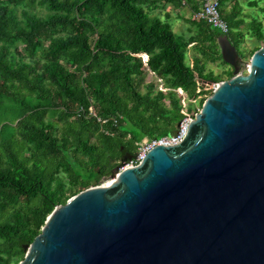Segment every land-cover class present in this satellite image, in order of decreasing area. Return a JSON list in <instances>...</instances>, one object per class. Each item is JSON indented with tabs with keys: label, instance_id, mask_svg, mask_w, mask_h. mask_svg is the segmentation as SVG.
Returning a JSON list of instances; mask_svg holds the SVG:
<instances>
[{
	"label": "trees",
	"instance_id": "1",
	"mask_svg": "<svg viewBox=\"0 0 264 264\" xmlns=\"http://www.w3.org/2000/svg\"><path fill=\"white\" fill-rule=\"evenodd\" d=\"M261 1H249L261 16L248 21L242 0H220L243 59L264 46ZM169 4L190 8V34L174 31L170 13L161 16ZM202 6L0 0V264H18L56 206L112 178L145 137L174 133L183 118L179 88L193 109V99L213 92L198 93L202 80L234 76L233 67L208 71L213 61L228 63L218 42L224 33L192 18ZM248 35L253 42L242 48Z\"/></svg>",
	"mask_w": 264,
	"mask_h": 264
},
{
	"label": "water",
	"instance_id": "2",
	"mask_svg": "<svg viewBox=\"0 0 264 264\" xmlns=\"http://www.w3.org/2000/svg\"><path fill=\"white\" fill-rule=\"evenodd\" d=\"M218 42L234 76L185 139L58 204L18 264H264V46Z\"/></svg>",
	"mask_w": 264,
	"mask_h": 264
},
{
	"label": "built area",
	"instance_id": "3",
	"mask_svg": "<svg viewBox=\"0 0 264 264\" xmlns=\"http://www.w3.org/2000/svg\"><path fill=\"white\" fill-rule=\"evenodd\" d=\"M192 18L197 21L207 20L214 27L220 29L224 34H227L230 31L229 23L222 16L220 0H203L202 8L194 11L192 13ZM143 58L144 62L147 63V56L143 55ZM202 83V86L198 89V93H203V90H214V88L217 86V83H212L211 85H207L206 82L203 81ZM179 92L183 97V118L180 121V125H178L176 131L172 134L163 135L161 137L143 139L139 143L137 152L131 159L124 161L123 165L119 167V171H122L130 166L141 164L148 152L158 145H176L185 139L190 124L200 109L197 110L198 106L196 105L193 109H189V101L184 90L179 88ZM202 96L207 95L201 94L199 95L198 99H193V101L197 102V100H199V98Z\"/></svg>",
	"mask_w": 264,
	"mask_h": 264
},
{
	"label": "rangeland",
	"instance_id": "4",
	"mask_svg": "<svg viewBox=\"0 0 264 264\" xmlns=\"http://www.w3.org/2000/svg\"><path fill=\"white\" fill-rule=\"evenodd\" d=\"M244 3V13H245V18L250 21L253 18V15H259L260 11H259V6H250L248 3L250 0H242ZM264 5V0H262L260 2V6ZM161 14V16L166 17V13H170L171 14V18H170V23L174 29L175 32L179 33V34H190L191 31H193V26L192 24L189 22V16L191 15V11L190 8H185V9H177L175 7H173L172 5H167L166 9H164L163 11L158 10ZM182 14V15H180ZM254 37H251L250 35H248L246 37V41L243 43L242 48L245 46H250L251 43L253 42ZM195 56V52L192 50L187 58V61L189 63L193 62V58ZM244 60L246 62L250 61V58H244ZM233 66L230 64H225L223 61H221L220 59L213 61L209 64L208 67V71L209 70H213L216 74L218 73H224L226 70L231 69ZM224 78H227V75L224 74ZM203 82H206L207 85H211L212 82L206 81V80H202ZM210 95H207V97ZM199 101L197 100V102H195L196 106H199ZM109 180H112V178L106 180L104 183H107ZM103 183V184H104ZM4 247L0 245V249H3ZM25 252V251H24Z\"/></svg>",
	"mask_w": 264,
	"mask_h": 264
},
{
	"label": "crops",
	"instance_id": "5",
	"mask_svg": "<svg viewBox=\"0 0 264 264\" xmlns=\"http://www.w3.org/2000/svg\"><path fill=\"white\" fill-rule=\"evenodd\" d=\"M145 138H148V137H145ZM145 138H144V139H145ZM116 170H117V169H116ZM116 170H115V172H116ZM115 172H114V173H115Z\"/></svg>",
	"mask_w": 264,
	"mask_h": 264
},
{
	"label": "bare ground",
	"instance_id": "6",
	"mask_svg": "<svg viewBox=\"0 0 264 264\" xmlns=\"http://www.w3.org/2000/svg\"><path fill=\"white\" fill-rule=\"evenodd\" d=\"M110 181H112V180H110Z\"/></svg>",
	"mask_w": 264,
	"mask_h": 264
}]
</instances>
